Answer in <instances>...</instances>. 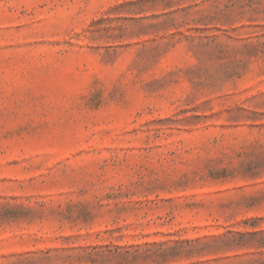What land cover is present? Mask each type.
I'll return each mask as SVG.
<instances>
[{"label":"rangeland","instance_id":"obj_1","mask_svg":"<svg viewBox=\"0 0 264 264\" xmlns=\"http://www.w3.org/2000/svg\"><path fill=\"white\" fill-rule=\"evenodd\" d=\"M0 264H264V0H0Z\"/></svg>","mask_w":264,"mask_h":264}]
</instances>
